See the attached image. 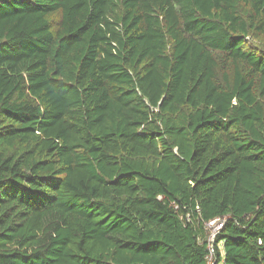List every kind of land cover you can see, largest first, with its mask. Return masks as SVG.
I'll return each mask as SVG.
<instances>
[{
	"label": "trees",
	"instance_id": "obj_1",
	"mask_svg": "<svg viewBox=\"0 0 264 264\" xmlns=\"http://www.w3.org/2000/svg\"><path fill=\"white\" fill-rule=\"evenodd\" d=\"M216 219L264 264V0H0V264H209Z\"/></svg>",
	"mask_w": 264,
	"mask_h": 264
},
{
	"label": "built area",
	"instance_id": "obj_2",
	"mask_svg": "<svg viewBox=\"0 0 264 264\" xmlns=\"http://www.w3.org/2000/svg\"><path fill=\"white\" fill-rule=\"evenodd\" d=\"M223 224L222 221L216 219L213 221H210L205 224V229L210 231V235H212V239H215V236L219 233L220 229L222 228ZM213 240L211 242H208V255L206 257V260L209 264L213 263V259L215 258V251H214V245ZM219 249H221V244L218 245Z\"/></svg>",
	"mask_w": 264,
	"mask_h": 264
},
{
	"label": "rangeland",
	"instance_id": "obj_3",
	"mask_svg": "<svg viewBox=\"0 0 264 264\" xmlns=\"http://www.w3.org/2000/svg\"><path fill=\"white\" fill-rule=\"evenodd\" d=\"M207 232V242H211V240H213L211 237L212 235H210V231L206 229ZM215 244V239L213 240V245Z\"/></svg>",
	"mask_w": 264,
	"mask_h": 264
}]
</instances>
